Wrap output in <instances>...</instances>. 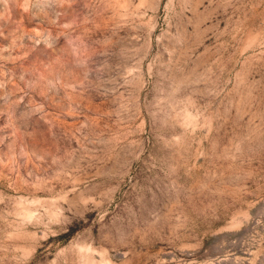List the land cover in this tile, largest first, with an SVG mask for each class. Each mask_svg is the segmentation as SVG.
I'll return each mask as SVG.
<instances>
[{
  "label": "rangeland",
  "instance_id": "374dc122",
  "mask_svg": "<svg viewBox=\"0 0 264 264\" xmlns=\"http://www.w3.org/2000/svg\"><path fill=\"white\" fill-rule=\"evenodd\" d=\"M0 264H264V0H0Z\"/></svg>",
  "mask_w": 264,
  "mask_h": 264
}]
</instances>
